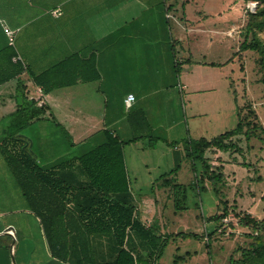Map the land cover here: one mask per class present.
Returning a JSON list of instances; mask_svg holds the SVG:
<instances>
[{
	"label": "crops",
	"instance_id": "obj_1",
	"mask_svg": "<svg viewBox=\"0 0 264 264\" xmlns=\"http://www.w3.org/2000/svg\"><path fill=\"white\" fill-rule=\"evenodd\" d=\"M202 1L204 6V0H0V77L13 73L15 65L24 68L18 77L0 84V122L8 125L19 104L28 108L31 102L44 110L21 132L44 167L80 156L108 133L117 136L128 142L124 159L131 189L133 183L138 190L143 184L161 185L164 199L172 201L161 178L166 173L153 178L160 169L148 162L150 151L164 157L170 150L162 148L160 136L204 138L220 122L221 95L235 83L224 69L247 52L238 53V44L222 61V51L227 50L223 36L237 41L235 33L229 36L236 26L215 7L197 15L189 10ZM56 8L60 14L54 17L51 11ZM5 28L14 32L11 48ZM15 55L21 62L12 60ZM41 74L58 87L44 93L33 81ZM130 94L135 100L127 108ZM73 170L82 179L79 168ZM179 171L173 177L185 185L177 180ZM16 190L15 199L25 205ZM151 201L158 205L154 195L135 206L141 222L156 228L160 222L147 212ZM5 214L0 211V264H65L50 258L37 218L33 235L15 227ZM6 228H13L21 239L13 247ZM157 228L166 247L168 235ZM92 239L93 254L101 260L108 252L106 237ZM130 246L139 247L138 240Z\"/></svg>",
	"mask_w": 264,
	"mask_h": 264
},
{
	"label": "trees",
	"instance_id": "obj_2",
	"mask_svg": "<svg viewBox=\"0 0 264 264\" xmlns=\"http://www.w3.org/2000/svg\"><path fill=\"white\" fill-rule=\"evenodd\" d=\"M251 1L256 3V10L246 13L238 51L258 54L260 81L264 84V0ZM14 67L13 73L0 77V84L18 77L24 69L23 66ZM33 81L42 87L44 93L58 87L47 81L46 74L34 76ZM43 112L42 108L34 107L31 102L28 108L19 104L7 125L15 134H8L0 141V154L24 199L26 210L38 219L50 258L65 264H137L141 259L148 264H160L158 259L163 253L166 238L158 234L153 225L145 226L138 216L124 159V147L128 142L107 132L103 142L92 145L80 156L62 160L50 167L41 166L21 132L38 120ZM263 134L264 127L247 104L240 110L234 129L210 140L201 138L185 142L184 155H176L174 168L161 177L163 186L167 188L166 193L172 198L174 210H187L186 186L176 183L173 177L183 159L192 161L194 180L191 186H195V191L200 194L205 191L202 184L208 182L215 187L223 179L221 168H213L205 158L207 150H238L232 139L243 137L247 142L263 140ZM75 167L79 168L82 179L74 173ZM213 190L216 191V188ZM228 213L224 204L222 212L209 217L207 221L218 223ZM237 219L240 226L252 232L249 233L247 247L240 248L239 258H230L229 264H264V218L257 220L248 214H237ZM97 235L106 237L108 248L101 260H97L92 248V238ZM134 238L138 240L137 248L130 246ZM19 241L21 239L17 234V243ZM5 247L9 250V243Z\"/></svg>",
	"mask_w": 264,
	"mask_h": 264
},
{
	"label": "rangeland",
	"instance_id": "obj_3",
	"mask_svg": "<svg viewBox=\"0 0 264 264\" xmlns=\"http://www.w3.org/2000/svg\"><path fill=\"white\" fill-rule=\"evenodd\" d=\"M204 2V6L203 1L189 5V10L191 12L195 10L194 14L197 15L199 11L204 13L215 7L214 9L223 10L222 15L232 19V23L236 26L234 35L237 41L223 36V46L227 50L223 49L222 51V61H225L241 43L246 13H253V10H256V3L251 0H204ZM226 28L227 26H223V29ZM262 37L264 38V36ZM9 48L11 47L9 46ZM225 54L226 56H224ZM240 60H242L241 73L239 71ZM239 61L235 58L233 63L224 69V72L232 77L235 83L227 93L223 91L220 122L212 127L204 139H212L234 129L238 123L240 110L247 104L255 113L257 121L264 127V84L260 81L258 54L247 51L241 54ZM11 84L13 85V83ZM15 98L21 100L19 92ZM184 105L186 106V100ZM188 113L189 110L185 112L187 116ZM7 123V121L0 122V141L8 134H15L7 126ZM178 131L180 132L181 129ZM196 137L191 135L190 141H197L202 136ZM261 137L263 140L252 139L248 142L243 137L232 139L238 150L207 151V160L212 163L210 165L213 168H221L223 179L214 185L215 187L208 182L200 185L205 189L200 194L195 191V186H191L194 180V174L191 171L192 161L187 158L183 159L180 162L181 167L177 180L180 183H185L186 186L184 189L187 195L186 211L177 212L178 210H174L172 201L165 200L164 195L161 194L164 192L163 189H160L161 185L143 184L139 185L141 189L138 190L137 185L133 183L132 191L135 196V204L141 207V202L145 199L154 195L157 198L158 205H153L151 201L150 209H147V212L154 218L157 217L156 220L160 222L156 228L158 230L162 228V233L168 235V241L160 259L162 264H229L230 258H239L240 248L247 247L250 241L249 233L252 230L239 225L237 214H248L257 220L264 218V134ZM160 138L164 141L162 148L170 151L167 150V155L164 157L150 151L148 162L157 163L160 169V172L156 173L153 178L164 173L167 174L174 168L172 158L176 155H184V144L187 142L186 140H189L186 137H184L186 140H183L180 133L172 137L167 135L166 137L160 136ZM174 145L180 147L178 152L172 150ZM58 146L60 148L61 144ZM132 161L133 159L129 158V163ZM137 169H139L138 166ZM198 170L200 171V168ZM139 177L144 181L148 179L147 175ZM13 183L10 171L0 154V211L6 212L8 221L14 220L17 225L15 227H20L24 233L34 235L36 233L34 216L26 210L23 203H19L15 199L14 190L16 189ZM214 188L216 191L213 190ZM16 192L18 194L19 191L16 190ZM224 204L229 212L226 221L208 222L209 217L222 212ZM28 213L30 214L28 215ZM163 223L164 225H162ZM214 230L216 234L213 233ZM187 234L195 236H183ZM140 250L142 251V249ZM137 264H148V262L141 259Z\"/></svg>",
	"mask_w": 264,
	"mask_h": 264
},
{
	"label": "built area",
	"instance_id": "obj_4",
	"mask_svg": "<svg viewBox=\"0 0 264 264\" xmlns=\"http://www.w3.org/2000/svg\"><path fill=\"white\" fill-rule=\"evenodd\" d=\"M254 12V10H253ZM51 14L54 16V17H57L59 14H60V9L59 8H56L54 10L51 11ZM7 38H8V45L9 46H13L14 45V41H13V36H14V32L11 31V30H8L5 28L4 30ZM233 33H236V30H232L230 33H229V36H231ZM12 60L17 63V62H21V58L20 56L18 55H15L13 56ZM135 100V97L134 95L130 94V95H127L126 98H125V105L127 108H129L133 102ZM224 221H226V218L223 219Z\"/></svg>",
	"mask_w": 264,
	"mask_h": 264
},
{
	"label": "water",
	"instance_id": "obj_5",
	"mask_svg": "<svg viewBox=\"0 0 264 264\" xmlns=\"http://www.w3.org/2000/svg\"><path fill=\"white\" fill-rule=\"evenodd\" d=\"M7 231H11V235H12V238H13L11 247H13L15 242H16V240H17L16 232H15V230L13 228H6L4 230V232H7ZM13 264H15L14 260H13Z\"/></svg>",
	"mask_w": 264,
	"mask_h": 264
},
{
	"label": "bare ground",
	"instance_id": "obj_6",
	"mask_svg": "<svg viewBox=\"0 0 264 264\" xmlns=\"http://www.w3.org/2000/svg\"><path fill=\"white\" fill-rule=\"evenodd\" d=\"M11 232V231H10Z\"/></svg>",
	"mask_w": 264,
	"mask_h": 264
}]
</instances>
